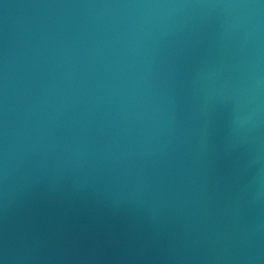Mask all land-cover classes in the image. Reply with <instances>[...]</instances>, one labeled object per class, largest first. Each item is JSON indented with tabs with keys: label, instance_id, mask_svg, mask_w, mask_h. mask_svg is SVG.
I'll return each instance as SVG.
<instances>
[{
	"label": "water",
	"instance_id": "1",
	"mask_svg": "<svg viewBox=\"0 0 264 264\" xmlns=\"http://www.w3.org/2000/svg\"><path fill=\"white\" fill-rule=\"evenodd\" d=\"M0 264H264V0H0Z\"/></svg>",
	"mask_w": 264,
	"mask_h": 264
}]
</instances>
